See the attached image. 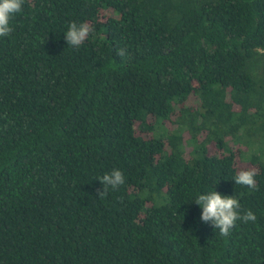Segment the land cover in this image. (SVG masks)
Masks as SVG:
<instances>
[{
  "label": "trees",
  "instance_id": "obj_1",
  "mask_svg": "<svg viewBox=\"0 0 264 264\" xmlns=\"http://www.w3.org/2000/svg\"><path fill=\"white\" fill-rule=\"evenodd\" d=\"M10 26L0 264H264V0H24ZM213 190L255 222L221 236Z\"/></svg>",
  "mask_w": 264,
  "mask_h": 264
},
{
  "label": "clouds",
  "instance_id": "obj_2",
  "mask_svg": "<svg viewBox=\"0 0 264 264\" xmlns=\"http://www.w3.org/2000/svg\"><path fill=\"white\" fill-rule=\"evenodd\" d=\"M23 3L24 0H0V37L11 34L13 29L10 26V19L21 11ZM93 31V27L88 23L78 25L76 22H72L65 32V40L69 46L78 48ZM116 55L124 56L125 49L117 50ZM256 174L254 169L241 170L234 178L235 183L256 190ZM97 179L103 185V190L97 192L99 197H103L109 188L117 189L125 183V177L118 169ZM194 202L202 209L200 220L205 223L210 221L211 225L215 229H219L220 235L224 237L230 234L237 220H242L245 223L256 220L255 214L250 210L243 216L240 215L238 211L240 203L235 197L222 195L215 190L200 194Z\"/></svg>",
  "mask_w": 264,
  "mask_h": 264
},
{
  "label": "rangeland",
  "instance_id": "obj_3",
  "mask_svg": "<svg viewBox=\"0 0 264 264\" xmlns=\"http://www.w3.org/2000/svg\"><path fill=\"white\" fill-rule=\"evenodd\" d=\"M171 129V128H170ZM156 131H166V132H168L167 131V127L166 126H164V127H161V128H157V130ZM246 156L248 157V154H246Z\"/></svg>",
  "mask_w": 264,
  "mask_h": 264
}]
</instances>
